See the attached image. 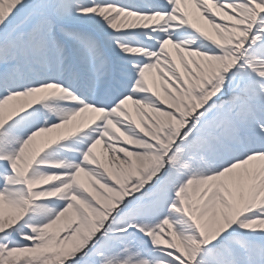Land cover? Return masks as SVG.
Wrapping results in <instances>:
<instances>
[{
    "label": "snow or ice",
    "instance_id": "1",
    "mask_svg": "<svg viewBox=\"0 0 264 264\" xmlns=\"http://www.w3.org/2000/svg\"><path fill=\"white\" fill-rule=\"evenodd\" d=\"M0 264H264V0H0Z\"/></svg>",
    "mask_w": 264,
    "mask_h": 264
}]
</instances>
